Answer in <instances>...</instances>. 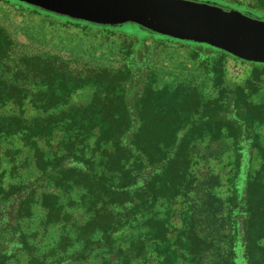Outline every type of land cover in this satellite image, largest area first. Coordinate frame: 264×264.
<instances>
[{
	"label": "trees",
	"instance_id": "1",
	"mask_svg": "<svg viewBox=\"0 0 264 264\" xmlns=\"http://www.w3.org/2000/svg\"><path fill=\"white\" fill-rule=\"evenodd\" d=\"M239 12L264 21V18ZM111 29L115 28L107 30ZM141 31L144 33L145 30ZM8 51L6 43L0 44V61ZM150 51L152 49L148 48L146 55L141 54L134 43L120 69L89 68L85 76L81 74V68L57 57L36 54L20 59L22 68L13 78L19 81L33 76L45 80L46 84H0V106L12 104L22 109L28 101L40 115L30 120L24 115L0 117V138H18L25 147L33 150L39 176L33 183L8 189L0 180V202L5 205L17 203L16 219L22 220L31 216V206L45 186L54 185L57 189L76 186L84 191L83 205L92 215L91 220L79 229L78 239L88 242L90 234L98 232L108 244L131 220L154 213L164 198L171 205L190 190L197 182L190 172L196 144L205 139L221 140L222 129L227 128V137L233 140L237 151L239 143L248 139L255 151L252 159L260 161L259 169L247 180L245 194L240 196L235 185L229 199L230 209L223 223L226 227L224 238L230 246L215 254L213 242L207 237L201 239L200 222L196 218L187 229L184 228L186 230H180L174 240L169 237L172 234L169 217L160 221L155 215L143 224L149 229L156 248L157 243L161 247L168 243L163 248L170 251L169 264L178 262L179 250L183 248L198 263L215 255L212 264H236L237 242L241 239L246 264H264V146L259 135L247 137L243 131L244 125L251 128L264 125V107L247 104L244 100L245 105L238 108L242 112L230 120L228 115L232 107L228 105L222 107L221 114V111L217 112L220 109L218 102L204 103L195 93H190L195 99L191 103L192 99L186 97L188 91L168 87L156 89L155 72L144 70L141 57L149 56ZM204 63L208 75L215 78L211 71L214 64ZM43 66H46L45 70H42ZM84 90L93 91L92 100L87 105L73 104V96ZM189 112L199 118L184 115ZM210 128L214 131L206 136L204 133ZM57 140L55 151L53 143ZM42 144L52 149V156L46 157ZM42 199L47 225L70 223L71 217L64 212L59 196L49 194ZM210 199L218 203V209L223 206L217 198L210 196ZM208 206L212 207L213 202L209 201ZM198 209H205V203ZM20 234L22 245L27 246L26 236ZM183 235L186 242L182 240ZM143 241L139 244L141 252L147 242ZM90 246L89 243L87 247ZM5 261L0 256V264Z\"/></svg>",
	"mask_w": 264,
	"mask_h": 264
},
{
	"label": "rangeland",
	"instance_id": "2",
	"mask_svg": "<svg viewBox=\"0 0 264 264\" xmlns=\"http://www.w3.org/2000/svg\"><path fill=\"white\" fill-rule=\"evenodd\" d=\"M195 1L213 3L264 18V0ZM55 15L20 1L0 0V44L6 43L9 49L0 61V84H46L45 80L33 76L19 81L13 78L22 68L20 59L36 54L71 62L73 67L83 70L81 74L84 76L89 68L118 70L126 63L128 50L135 43L141 54L146 55L147 49H152L149 56L141 57L144 70L155 72L156 89L168 87L188 91L186 97L192 99L191 103L195 99L190 93H195L204 103L218 102L220 109L217 112L221 111V114L222 107L228 105L232 107L228 115L230 120L242 112L238 108L245 105L244 100L247 104L264 107V64L242 61L207 44L169 41L156 36H162L160 34L132 23L107 30L110 26L105 25L107 29L89 27ZM140 28L147 33H143ZM205 61L214 64L211 71L215 78L208 75ZM84 76L81 78L84 79ZM92 96V90L78 91L72 103L87 105ZM19 115L30 120L40 113L28 101L22 109L12 104L0 106V117ZM184 115L199 118L193 112ZM213 131L210 128L204 134L209 136ZM222 131L221 140L214 142L205 139L196 144L190 172L197 182L190 190L171 205L164 198L154 213L138 217L136 221L131 220L108 244L98 232L90 234L88 242L78 239L79 229L91 220L92 215L83 205L84 191L76 186L61 189L54 185L45 186L31 206V216L22 220L16 219L17 203L5 205V202H0V256L6 260L3 264H169L167 257L170 251L163 248L168 243L162 244V247L157 243L156 248L149 229L143 224L155 215L160 221L169 217V229L172 232L169 237L173 240L180 230L187 229L191 220L196 218L200 222L201 239L207 237L213 242L215 254L229 247V241L224 238L226 227L223 223L230 209L229 199L234 194L235 185L240 196L245 194L247 180L259 169L260 161L252 159V154H255L252 141L243 139L238 145L239 153L233 140L227 137V128ZM243 131L247 137L259 135L260 143L264 146V125L252 128L244 125ZM57 143L58 140L53 143L55 151ZM41 147L46 157L52 156L50 147L44 144ZM237 152L241 155L240 160ZM38 176L34 151L25 147L18 138H0V180L3 187L8 189L30 184ZM49 194L59 196L64 212L71 217L70 223L46 224L47 212L42 206V198ZM210 196L220 200L223 206L218 209V203L211 200ZM209 201L213 202L212 207L208 206ZM204 203L205 209L199 210L198 207ZM21 232L26 236L27 246L22 245ZM141 240L147 241L143 252L139 246ZM182 240L186 242L185 235ZM89 243L91 246L87 247ZM237 243L236 264H246L244 243L242 239ZM179 251L181 255L176 264H212L215 258L214 255L198 263L187 249Z\"/></svg>",
	"mask_w": 264,
	"mask_h": 264
},
{
	"label": "water",
	"instance_id": "3",
	"mask_svg": "<svg viewBox=\"0 0 264 264\" xmlns=\"http://www.w3.org/2000/svg\"><path fill=\"white\" fill-rule=\"evenodd\" d=\"M90 24H136L179 41L207 44L250 63L264 64V21L193 0H16Z\"/></svg>",
	"mask_w": 264,
	"mask_h": 264
}]
</instances>
